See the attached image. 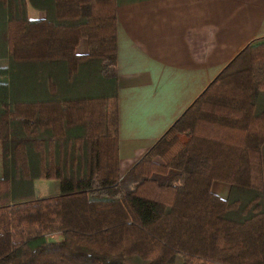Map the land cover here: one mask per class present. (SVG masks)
<instances>
[{
	"label": "trees",
	"instance_id": "obj_1",
	"mask_svg": "<svg viewBox=\"0 0 264 264\" xmlns=\"http://www.w3.org/2000/svg\"><path fill=\"white\" fill-rule=\"evenodd\" d=\"M29 3L54 14L30 18ZM0 8V36L13 61L63 62L69 76L90 59L115 67V0H0ZM81 37L86 53L75 51ZM260 91L264 35L249 41L124 175L116 92L2 103L0 143L18 121L38 157L21 138L12 155L2 149L13 170L0 177V264H264ZM74 126L82 134L69 155ZM33 176L58 184L41 193L30 188ZM213 179L230 183L227 198L211 190ZM234 187L246 193L231 198ZM54 232L63 238H45Z\"/></svg>",
	"mask_w": 264,
	"mask_h": 264
},
{
	"label": "crops",
	"instance_id": "obj_2",
	"mask_svg": "<svg viewBox=\"0 0 264 264\" xmlns=\"http://www.w3.org/2000/svg\"><path fill=\"white\" fill-rule=\"evenodd\" d=\"M53 14L49 5H27L30 18ZM115 15L114 68L90 59L69 76L63 62L13 61L1 38L0 107L2 103L10 105L12 97L22 99L32 88L29 85L41 78L48 89L49 80H53V94L64 85L70 92L82 89L74 93L77 96L116 92L119 173L124 175L231 59L253 38L264 35V0H115ZM88 50L87 38L81 37L75 51ZM256 102L264 109L263 98ZM81 134L78 126L68 129L69 155L72 140ZM27 150L30 157H38L32 144ZM1 152L0 148V177L13 170L10 161H2ZM60 152L54 149L55 155ZM260 152L264 184V141ZM32 165L35 172L38 161ZM49 179L58 184L50 177L33 176L30 180L36 186ZM16 180L26 181L22 177ZM211 190L227 198L231 185L213 179Z\"/></svg>",
	"mask_w": 264,
	"mask_h": 264
},
{
	"label": "rangeland",
	"instance_id": "obj_3",
	"mask_svg": "<svg viewBox=\"0 0 264 264\" xmlns=\"http://www.w3.org/2000/svg\"><path fill=\"white\" fill-rule=\"evenodd\" d=\"M29 4H31V3H29ZM2 11H3V9L0 8L1 15L4 12V11L3 12ZM0 39H1V36H0ZM44 81H45V79L41 78L39 81H37L35 83V85L32 88H29L28 90H26L25 96L22 99L74 97V96H77L74 93L82 91V89H79V90L70 92V87H68L67 85H64V86L60 87V91L58 90V94H53V92H51L48 89V87L46 88V83H44ZM84 93H86V92H84ZM261 94H263V95L260 98H263V101H264V91H262ZM80 95L83 96V95H87V94H80ZM13 99L14 98L12 97L11 100L13 101ZM15 99H21V98L17 97ZM20 138H21V140H23L26 147L29 144H32L31 138L25 132L23 133V127H21V125L18 122H15L12 124L9 138L5 141H1V143H0L1 150L4 149V152L7 153L6 156H8V154L12 155V151H13L12 146L14 145L16 140H19ZM1 156H2V152H1ZM54 181L49 179V180H47V182L46 181L45 182H38L36 186H34V184L31 182L30 188L37 189L41 193H47V191L50 188H54L57 186V184H56L57 182L56 181L54 182ZM15 184H16V186L21 185V183H19V182H15ZM16 186H14V188L18 189ZM245 193H246L245 189H242L240 187H234L232 189V192H231V198L238 197L241 194L244 195ZM45 238L47 240H60L63 238V234L60 232L49 233L46 235Z\"/></svg>",
	"mask_w": 264,
	"mask_h": 264
}]
</instances>
